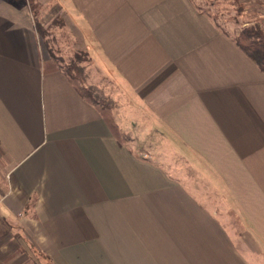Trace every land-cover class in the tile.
Segmentation results:
<instances>
[{"label": "crops", "instance_id": "1", "mask_svg": "<svg viewBox=\"0 0 264 264\" xmlns=\"http://www.w3.org/2000/svg\"><path fill=\"white\" fill-rule=\"evenodd\" d=\"M30 1L109 107L44 55ZM232 35L194 0H0V264H264V70Z\"/></svg>", "mask_w": 264, "mask_h": 264}, {"label": "rangeland", "instance_id": "2", "mask_svg": "<svg viewBox=\"0 0 264 264\" xmlns=\"http://www.w3.org/2000/svg\"><path fill=\"white\" fill-rule=\"evenodd\" d=\"M194 2L202 11L211 15L220 28L229 33L235 34L243 25L251 24L255 21L260 22L264 26V6L261 0H238L237 2L234 0H194ZM54 25L52 26L53 29L48 31L51 33L45 34L43 37L39 36L44 55L54 54L57 58L62 59V64H67L69 61L77 59V56H80L81 59L77 60V62L80 66H83L85 82L88 83L97 97H103L109 103H114L111 97L118 96V91L109 82V78L101 76V73L94 67L89 55L87 59L83 58V55L80 54L83 49L74 42L75 39L70 38L69 34L67 35ZM140 132V130L133 129L131 134L138 136ZM148 136L150 137V135ZM151 138L155 141V136L152 135ZM159 144L161 143L159 142ZM167 159L171 161L172 168H175L176 172L179 171L185 175L189 181L203 189V192L211 193V189L207 186L208 184L200 180L195 171L184 160L173 155H169Z\"/></svg>", "mask_w": 264, "mask_h": 264}, {"label": "trees", "instance_id": "3", "mask_svg": "<svg viewBox=\"0 0 264 264\" xmlns=\"http://www.w3.org/2000/svg\"><path fill=\"white\" fill-rule=\"evenodd\" d=\"M238 1V0H234ZM239 3V2H238ZM31 10L34 17V25L37 33L40 37L47 34V29L44 28L39 19L37 18L38 9L33 1H30ZM232 38L240 48H242L258 65L264 70V26L258 21L251 24L243 25L239 31L232 35ZM84 59H87V52L80 51ZM54 62L64 71L68 78L74 83L79 92L86 97L93 104L102 107H109V103L103 97H97L92 91V88L85 82V76L83 73V66H80L77 62L81 59L77 56L75 60L69 61L67 64H62V59L57 58L54 54H50ZM80 80V83H79Z\"/></svg>", "mask_w": 264, "mask_h": 264}]
</instances>
